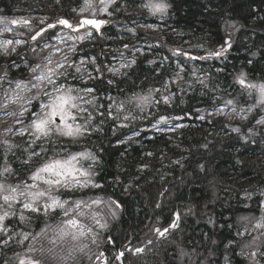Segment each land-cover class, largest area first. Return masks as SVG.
<instances>
[{
    "label": "trees",
    "instance_id": "16d2710c",
    "mask_svg": "<svg viewBox=\"0 0 264 264\" xmlns=\"http://www.w3.org/2000/svg\"><path fill=\"white\" fill-rule=\"evenodd\" d=\"M146 2L116 0V5H113L119 10L108 18L111 24L105 28L102 44L124 50L122 45L127 43L144 49V54L137 53V65L128 76L112 77L105 71L101 80L91 81L89 84L98 90L101 97L114 94L117 99H122L133 91L160 86L175 69L177 58L172 57L170 48L188 49L192 46L194 53L205 54L207 50L218 49L230 38L232 47L226 58L187 62V69L195 65L210 73L219 85L217 95H223L224 99L236 98L244 106L253 102L235 82V77L243 71L249 81H264V0H166L170 7L163 17L152 15L143 8L142 4ZM83 3L84 0H59V3L56 0H0V13L8 18L17 14L27 15L35 27L39 26V20L34 16L44 13L49 20L65 16L76 21L78 15L72 9H78ZM134 22L151 23L158 27L159 32L137 30L134 35L128 31V25ZM27 31L24 27L23 32ZM148 44L152 47L149 48ZM196 45H203V49H196ZM79 47L81 56L95 52L102 63H112L110 55L107 56L109 59L102 60L96 48L101 47L100 41L94 36ZM28 49L27 46L22 47L20 54L25 53L28 60L34 62ZM131 53L130 48L128 55ZM165 56L169 60L162 63ZM22 57L0 58V64H11L13 59L21 64V69L12 67V78L29 76L27 69L23 68ZM179 59L184 62L183 58ZM149 60L156 63L149 64ZM217 69L223 71L217 72ZM109 78L116 82L109 85ZM177 96L182 97L183 103L177 99L171 107L160 106V114L183 117L180 120L185 127L175 132L147 131V126L151 125L149 120L138 121L134 127L141 129V135L134 142L120 144L118 140L131 133L128 129H121L113 135L112 129L116 124L105 119L103 132L90 138L78 142L58 139V148L74 152L87 149L97 156L91 168L92 178L102 185L100 189L61 190L58 194L73 200L100 196L106 201L112 199L121 204L118 219H113L104 209L102 215L108 229H97L100 240L111 242L100 243L99 247L91 245L93 253L105 251L112 264H119L112 260L113 253L126 246H146V250L140 255L126 252L124 264H251L249 258L241 255V245L250 237H241L237 232H243V224L247 223L241 221V217L259 218L262 212L264 127L255 125L252 117L242 122L219 116L200 120L201 109L212 111L216 105L223 107V104L213 100L211 93L202 96L199 86L177 93ZM262 115L264 111L253 113L256 119ZM235 126L241 128L240 133L232 131ZM249 127L254 128L257 134L250 135ZM7 138L20 145L7 156L13 169L8 182L30 181L31 166L23 163L27 159L24 148L28 139L26 136ZM40 143L46 149L41 156L49 157L54 143L38 142L35 146L38 152ZM3 156L4 149L0 147V167L4 164ZM246 193H252V198L246 199ZM176 212L180 213L178 227L171 230L166 238L155 236L151 229L168 227ZM32 215L31 224L26 229L32 232H39L46 223L55 226L63 217L59 210L58 214L48 217ZM9 222L17 231L25 227L19 223L18 216L10 218ZM149 240L151 244L147 243ZM41 244L45 248L49 246L47 241H42L36 247L40 248ZM13 249L23 252L22 248L14 245ZM250 250L245 249L246 252ZM4 252L6 255H0V264L13 256L12 249H4ZM35 255L44 264H53L50 256H41L39 252ZM260 258L264 263V257ZM76 261L75 264H98L95 258L90 261L88 254H80Z\"/></svg>",
    "mask_w": 264,
    "mask_h": 264
},
{
    "label": "snow or ice",
    "instance_id": "6c2138e0",
    "mask_svg": "<svg viewBox=\"0 0 264 264\" xmlns=\"http://www.w3.org/2000/svg\"><path fill=\"white\" fill-rule=\"evenodd\" d=\"M56 2L59 3V0ZM113 5H116V0H84L81 7L72 9L80 15L78 21L57 17L53 22L47 23L42 18L39 24L43 26L38 30H33L30 19L9 20L0 16V58L17 57L20 55V49L25 46L34 57V62L29 61L27 55L22 57L23 68L27 69L29 74L27 79L12 78L7 68L0 69L2 72L0 111L10 116L14 125H20V127L9 126L4 131L28 137L27 147L24 148L27 159L23 163L28 164L33 158L40 157L41 152L46 151L43 143L39 145V152L35 150L38 142L51 140L55 143L53 137H65L74 142L90 138L93 134L103 132L105 119L115 122L113 135L121 129H128L131 133L126 135V138L119 139L120 144L134 142L141 135V129L134 127L138 121L149 120L151 127L157 131L175 132L185 125L173 124L172 121L183 117L160 114V106L171 107L173 101L177 99L183 103L182 97H178L177 93H184L187 89H195L197 86L201 89L202 96L211 93L213 100L222 101L223 107L216 105L212 111L206 113L207 116L227 117L229 120L238 118L242 121H248L252 117L257 126L264 127V116H260L259 119L253 116L257 110L264 111V81H249L243 71L235 77V82L253 101L244 106L239 104L236 98L224 99L223 95H217L219 85L213 81L210 73L204 72L195 65L190 70L187 69V62L226 58L227 52L232 47L230 38L218 49L207 50L206 54H194L192 46L188 49L170 48L172 57L177 58L175 69L160 86L149 87L146 91H133L131 95H126L122 99L110 95L101 97L89 81L101 80L105 71L112 77H126L137 65V53L144 54V49L124 43L122 45L124 50L132 49L131 56H127L120 48L112 49V52L118 53V63L115 65L111 62L102 65L94 54L84 53L82 57H78L77 53L81 51L78 45L82 46L85 41L92 40L94 34L102 33L103 26L110 23L102 17H111L114 11L119 10L118 6L113 8ZM142 7L152 15L163 17L167 14L170 5L166 0H147ZM85 12H90V15L84 16ZM13 26L25 27L28 31L19 32ZM58 27L68 31L59 34L55 31ZM142 27L158 30L155 25ZM128 31L135 35V29ZM13 32L16 33L15 36L11 35ZM5 33L9 35L5 36ZM49 33L51 35H48ZM25 36L28 38L24 39ZM53 39L65 47L52 43ZM148 47L151 48L152 45L148 44ZM195 48L203 49V45H196ZM252 55L255 56L256 53ZM179 58H183L184 62ZM168 60L169 57L165 56L161 62ZM148 63L155 64L156 61L149 60ZM10 66L21 69V64L15 59L11 61ZM220 71L223 69H217V72ZM70 81H78L79 85ZM115 82L112 78L107 80L109 85ZM153 109L156 111H151ZM198 118L204 120L206 116L200 115ZM232 131L240 133L241 128L235 126L232 127ZM248 132L250 135L257 134L251 127ZM0 147L4 149L2 157L4 164L0 167V255H6L4 249L13 250V256L6 258L4 264H44L43 260L36 257L37 252L41 256L52 257L55 264H72L78 254H88L89 260L95 258L98 264L101 262L112 264L105 251L93 253L91 245L99 247L100 243L111 242L100 240L97 229H108V223L102 215L104 209H107L113 219H118L121 204L112 199L105 201L100 196L88 200L77 199L70 203L68 199H61L59 195L54 194V190L60 187L70 190L102 188V185L92 178V165L87 168L78 166L81 161L95 163L97 156L84 149L70 154L66 159L49 160L31 173L29 177L31 183L22 181L13 184L8 182L13 169L8 163L7 156L20 145L4 137L0 139ZM143 167L146 168L147 165ZM41 184L46 187H41ZM252 195L246 193V199H251ZM260 196L264 197V190L260 191ZM17 206H19L18 210ZM157 207L160 205L157 204ZM261 208L259 218L241 217L240 220L247 223L243 224V232H237L241 237L245 235L250 237L241 245V255H246L251 264H262L258 257H264V201L261 202ZM58 210L65 217L59 224L53 226L46 223L39 232L26 230L31 224L32 214L48 217L53 213L58 214ZM17 216L19 223L25 226L19 231L9 222L10 218ZM179 220L180 213L176 212L168 227H153L151 230L158 238H166L171 230L178 227ZM257 230L259 235L251 236V232ZM42 241H47L49 246L45 248L41 244V247L37 248L36 244ZM147 243L151 244L152 241L149 240ZM13 245L22 248L23 252H16ZM245 249L251 250L246 252ZM145 250L146 246H126L113 253L112 260L124 264L126 252L140 255ZM225 259L227 260V257Z\"/></svg>",
    "mask_w": 264,
    "mask_h": 264
},
{
    "label": "rangeland",
    "instance_id": "374dc122",
    "mask_svg": "<svg viewBox=\"0 0 264 264\" xmlns=\"http://www.w3.org/2000/svg\"><path fill=\"white\" fill-rule=\"evenodd\" d=\"M77 17H78V19H79V17H80V15L77 13ZM83 15L84 16H89L90 15V12H85V13H83ZM0 16H3V15H1V13H0ZM27 15H15V16H12V17H6V16H3V17H6L7 19H13V18H16V19H19V18H27V19H30V17H26ZM56 17H58V16H55L54 18H56ZM34 18H37L39 21L43 18L46 22L50 19V18H48V16H47V14L46 13H44L43 15H39V16H34ZM102 18H109L108 16H103ZM143 25H153V24H151V23H136V22H134V23H130L128 26H129V29H135V34H136V32H137V30H143L144 32H159V29H158V27H157V29L158 30H153V29H149V28H146V27H142ZM40 26H42V25H40L39 24V26H35V27H33V30H37V28L38 27H40ZM156 26V25H155ZM14 28H16V30L17 31H19V32H23V29H24V27H21V26H13ZM120 28V27H119ZM68 30H66V29H59L58 30V33L59 34H63V33H65V32H67ZM104 31V30H103ZM15 32H13L11 35H13V36H15ZM32 34V33H31ZM30 34V35H31ZM133 34V33H132ZM5 36H8L9 34H7V33H5L4 34ZM104 36H106V33H104L103 32V36H102V39L104 38ZM24 39H27L28 38V36H25V37H23ZM94 38L95 39H98V37L96 36V34H94ZM43 41H41V43H42ZM52 43H55V44H58L60 47H65L64 45H62V44H59V42L57 41V40H55V39H53L52 41H51ZM78 47H79V45H78ZM29 50V49H28ZM30 51V50H29ZM122 51H125V54L127 55V56H131V55H128V50H122ZM80 51L77 53V55H78V57H82L81 55H80ZM20 55H25V53L24 54H20ZM42 55V54H41ZM115 58H113L112 60H113V65H115V64H117L118 63V53H116L115 55ZM12 67L10 66V63H8V72L10 73V76H12ZM29 75V74H28ZM106 75H111L110 73H108V72H106ZM28 78V76H26V78H24V79H27ZM71 83H75V84H78L79 85V82L78 81H70ZM91 81H89V83H90ZM80 86H82V85H80ZM5 87H7V85H5ZM207 112H209V111H207V110H200V115H205L206 116V118L207 117H210V116H207L206 115V113ZM199 115V116H200ZM263 116V115H262ZM205 118V119H206ZM225 119H228L227 117H224ZM234 119V118H233ZM237 120H239V121H241L242 122V120H240V119H238V118H236ZM259 119V118H258ZM26 122H27V120H26ZM172 123L173 124H185V123H183L180 119L179 120H173L172 121ZM4 125H6V128H8L9 126H12V127H20V125H14V122H13V119L10 117V116H8V115H6L3 111H0V137H2V136H4V137H11V138H16V137H21V136H18V135H13L12 133H8V132H5L4 131V129L5 128H3V126ZM256 125V124H255ZM163 127H165V129L167 128V126H163ZM147 131H152V132H160V131H157V130H155V129H153L152 127H151V125H149V126H147ZM165 131H167V130H165ZM26 138L28 139V137L26 136ZM60 138H65V137H53V139L56 141L54 144H53V152L50 154V156L49 157H45L44 156V154L40 157V159H38V160H33V161H31V162H29L28 164H30V168L32 169V172L35 170V168H37V167H39V166H41L44 162H47V161H49V160H52V159H66L70 154H73V153H76V152H74V151H70V150H68V149H62V148H58V139H60ZM0 139H2V138H0ZM68 139V138H67ZM68 140H70V139H68ZM72 141V140H71ZM41 142H43V141H41ZM47 142H51V140H49V141H47ZM93 164V162H91V161H81L80 162V165H78V166H82V167H85V168H87V167H89V165H92ZM93 166V165H92ZM92 168V167H91ZM31 172V173H32ZM22 182V181H21ZM26 182V181H25ZM27 183H31V181H27ZM41 187H46L45 185H42L41 184ZM77 189H79V188H77ZM61 190H70V189H65V188H63V187H60L59 189H56V190H54V194H57V195H59L60 197H61V199H64L60 194H58ZM71 190H75V189H71ZM69 201H70V203L71 202H73V201H75V200H73V199H68ZM105 200V199H104ZM106 201V200H105ZM103 207V206H102ZM19 209V206H17V210ZM106 210V209H105ZM62 219H65V217H62ZM249 228L251 229V227H250V225H249ZM259 235V230H257V231H254V232H251V236H258ZM88 243L90 242V241H87ZM247 250H249V249H247ZM48 258H49V256H47ZM79 257H80V254H78V256L76 257V259L72 262V264H75L77 261V259H79ZM51 259H52V257H50ZM244 258H248L246 255H244ZM258 259H260L261 260V258L260 257H258ZM53 264H55V262L53 261V259L52 260H50ZM98 263V262H97ZM101 264H102V262H101ZM262 264H264L263 262H262Z\"/></svg>",
    "mask_w": 264,
    "mask_h": 264
},
{
    "label": "flooded vegetation",
    "instance_id": "af4514ba",
    "mask_svg": "<svg viewBox=\"0 0 264 264\" xmlns=\"http://www.w3.org/2000/svg\"><path fill=\"white\" fill-rule=\"evenodd\" d=\"M55 20V18H53V19H51V20H48L47 22H52V21H54ZM74 20V22H76V21H78V19L75 21V19H73ZM104 33L106 32L105 31V29H104V31H103ZM96 36H97V34H96ZM98 37V36H97ZM103 41L100 43V45H101V47H96L97 49H99V53L101 54L102 52H103V55H101V57H102V60L103 61H105V60H107V59H109L107 56L108 55H110L111 56V61H112V64H113V58H115V54L116 53H114V52H112L111 50L113 49H111L110 47H108V46H104L103 44ZM94 54H95V52H94ZM102 63V62H101ZM109 62H105V63H102V65H106V64H108ZM110 96H112V97H115V95L114 94H112V95H110Z\"/></svg>",
    "mask_w": 264,
    "mask_h": 264
},
{
    "label": "water",
    "instance_id": "95a60500",
    "mask_svg": "<svg viewBox=\"0 0 264 264\" xmlns=\"http://www.w3.org/2000/svg\"><path fill=\"white\" fill-rule=\"evenodd\" d=\"M60 17H65V16H60ZM67 18V17H66ZM108 20V19H107ZM49 23H51V22H49ZM110 25V23H108V24H106V25H104L103 26V29L105 28V27H108ZM42 27V26H41ZM38 30V29H37ZM67 30V29H66ZM102 32H103V30H102ZM98 34V36H99V40L101 41L102 40V33H97ZM194 54H196V55H200V54H197V53H194ZM206 54V53H205ZM2 68H7V64L6 63H3V64H0V69H2ZM0 74H2V72H0ZM122 209V208H121Z\"/></svg>",
    "mask_w": 264,
    "mask_h": 264
}]
</instances>
